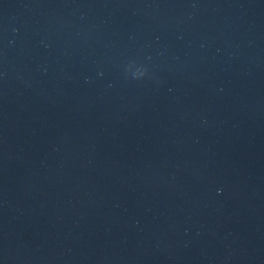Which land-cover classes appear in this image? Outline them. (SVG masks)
<instances>
[{
  "label": "water",
  "instance_id": "water-1",
  "mask_svg": "<svg viewBox=\"0 0 264 264\" xmlns=\"http://www.w3.org/2000/svg\"><path fill=\"white\" fill-rule=\"evenodd\" d=\"M124 0H0V35L19 31Z\"/></svg>",
  "mask_w": 264,
  "mask_h": 264
}]
</instances>
